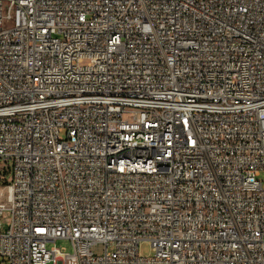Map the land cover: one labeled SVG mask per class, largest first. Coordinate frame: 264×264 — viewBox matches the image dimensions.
<instances>
[{
  "label": "built area",
  "instance_id": "built-area-1",
  "mask_svg": "<svg viewBox=\"0 0 264 264\" xmlns=\"http://www.w3.org/2000/svg\"><path fill=\"white\" fill-rule=\"evenodd\" d=\"M1 161L0 264H264V0H0Z\"/></svg>",
  "mask_w": 264,
  "mask_h": 264
},
{
  "label": "rangeland",
  "instance_id": "rangeland-1",
  "mask_svg": "<svg viewBox=\"0 0 264 264\" xmlns=\"http://www.w3.org/2000/svg\"><path fill=\"white\" fill-rule=\"evenodd\" d=\"M0 164H3V161L0 162ZM7 175H9V171H7ZM258 179L263 180L264 181V171L261 172L260 176H258ZM263 186H264V182H263ZM53 245V244H52ZM57 246L59 247H65L68 251H72V246L70 244L69 241H58L56 243ZM94 251L97 254H102L104 252V246L103 245H96L94 247ZM140 253L148 256L152 254V246L149 242H143L140 245Z\"/></svg>",
  "mask_w": 264,
  "mask_h": 264
}]
</instances>
